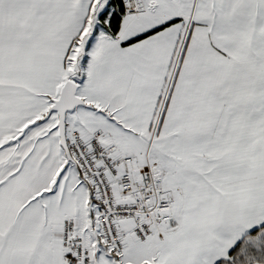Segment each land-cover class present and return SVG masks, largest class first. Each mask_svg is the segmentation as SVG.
Instances as JSON below:
<instances>
[{
    "label": "snow or ice",
    "instance_id": "snow-or-ice-1",
    "mask_svg": "<svg viewBox=\"0 0 264 264\" xmlns=\"http://www.w3.org/2000/svg\"><path fill=\"white\" fill-rule=\"evenodd\" d=\"M0 264H264V0H0Z\"/></svg>",
    "mask_w": 264,
    "mask_h": 264
}]
</instances>
